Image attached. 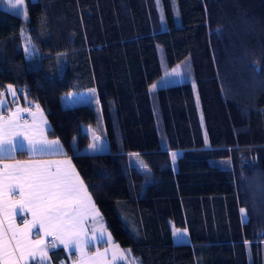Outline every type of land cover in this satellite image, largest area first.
I'll list each match as a JSON object with an SVG mask.
<instances>
[{
  "label": "trees",
  "instance_id": "1",
  "mask_svg": "<svg viewBox=\"0 0 264 264\" xmlns=\"http://www.w3.org/2000/svg\"><path fill=\"white\" fill-rule=\"evenodd\" d=\"M27 3L0 5V92L45 111L114 239L138 264H264V0ZM175 63L193 80L150 91ZM90 88L104 152L79 151L95 105L63 100Z\"/></svg>",
  "mask_w": 264,
  "mask_h": 264
},
{
  "label": "snow or ice",
  "instance_id": "2",
  "mask_svg": "<svg viewBox=\"0 0 264 264\" xmlns=\"http://www.w3.org/2000/svg\"><path fill=\"white\" fill-rule=\"evenodd\" d=\"M3 2L5 0H0V3ZM156 3L163 12L162 0H156ZM7 4L16 14L27 18L24 0H7ZM178 68L173 69L172 73L179 75ZM156 87V84L151 85L150 91ZM91 91L95 92L94 89ZM5 93L14 98L17 95L11 85ZM5 93H0V96ZM36 107L39 108L38 105ZM3 110L4 101L0 99V113ZM20 120L19 109L7 117L0 114V161L13 158L14 153L26 149L39 155L64 154L59 140L47 139L45 127L37 125L35 121L28 124ZM43 123L46 125V120ZM100 139L93 133V143L89 149L93 152L106 150L98 146ZM132 155L139 158L138 153ZM176 155L171 154L173 161ZM141 165L147 167L143 161ZM240 211L244 216L245 209ZM28 213L31 220L25 216ZM18 216L25 217L22 226L17 224ZM89 216L94 224L99 225L91 237L85 225ZM102 220L70 160L0 163V264H28L29 260L49 264V251L61 245L70 252H79V264H100V258L107 255V250L89 256L86 248L90 239H97V230L100 238L105 236L106 227ZM33 235L37 238L33 239ZM48 237L53 239L48 241ZM107 242L113 244L115 261L119 246L114 244L110 234L107 235Z\"/></svg>",
  "mask_w": 264,
  "mask_h": 264
},
{
  "label": "crops",
  "instance_id": "3",
  "mask_svg": "<svg viewBox=\"0 0 264 264\" xmlns=\"http://www.w3.org/2000/svg\"><path fill=\"white\" fill-rule=\"evenodd\" d=\"M9 85H11L16 90L17 95L14 98L10 94H6L5 93L6 89L3 92H0V93H5L4 95L0 96V99H2L4 101V110L0 114H2L5 117H7L11 112L17 111V109L21 110V120H20V122L21 123L27 122L28 124H32L33 121H35V123L37 125H40L41 127H45L46 128L45 135H46L47 139L48 140H59L60 145L62 146V150H63L64 154L39 155V154H32L26 149L23 152L17 151L16 153L13 154V158H5L4 160L0 161V163L45 162V161L70 160L72 165L75 167L76 172L79 174L80 179L83 181L85 187L87 188L86 183H85L80 171L78 170V168H77L73 158L71 157V155L67 153L66 147L63 144V142L61 141V139L59 137L51 136L49 134V129L51 127V123H50L45 111L41 107L37 108L36 107L37 105H35V104H31L30 105V104L26 103L25 101H22L19 98L18 88L15 87L12 84H9ZM92 90H93V88H92ZM69 93H67L65 95V96H67L69 98L66 99V101H64V103L66 105H68V106L75 105L77 103L82 102L80 100H84V99H80V97L77 98L75 95H72V94H69ZM78 93H81V91L78 92ZM94 94H95V92H92V96H94ZM83 102H89V101L85 100ZM93 104L95 105V108H96V121H95V123H91V124H93L95 126L96 123L100 121V123H102L103 127H104V122L100 118L101 114H100V106H99L98 100L94 101ZM45 120L47 122L46 125L43 123ZM82 124H84V123H82ZM82 124L80 125V129L81 130H83L82 127H81ZM104 131H105V134H106V130H104ZM87 190H88V188H87ZM88 193L90 194L89 190H88ZM91 197H92V195H91ZM92 200L95 203L93 197H92ZM95 206L99 210V212H100V214H101V216L103 218L102 222H103V224L106 227V233H105V236L103 238H100L99 231L98 230L96 231L97 239H95V240H91L90 239L89 242H88V247L86 248V251L88 252V255L89 256H95L97 251L100 252V253H105V251L107 250V255L105 257H103V258H100V264H119V263H121V262H123L125 260V259H123V257L125 255L127 257V260H129L131 263H135L136 259H135L134 255H133V253L131 252V250L129 248L123 247L122 245H120L114 239L112 233L110 232L109 228L106 225V221H105V218H104V215H103L102 211L100 210V208L98 207V205L96 203H95ZM25 216L29 220L32 219L30 213L25 214ZM23 218H25V217H19L18 216V218H17V224L18 225L22 226V219ZM85 225H86V227L88 229V233L87 234H88L89 237L92 236L93 230L99 228L98 224H94L93 223L91 216H89L88 219L85 221ZM34 232H35V230H34ZM108 234L111 235V238H112V241L114 242V244L119 246V250L116 251L117 259L115 261L113 260V251H114L113 244L107 242V235ZM32 238L36 239L37 237L35 235H33ZM50 238H51V240L53 239V237H48L47 239L49 240ZM58 248L63 249V251L68 256V259L62 260L60 262V264H79V259H78L79 258V252H70L69 250L64 249L62 245L57 247V248H54V249H58ZM52 250L53 249H51L49 251V264H55L53 259H52V256H51V251ZM129 251H130V254H129ZM28 264H39V262H38V260L36 262H33L32 260H29Z\"/></svg>",
  "mask_w": 264,
  "mask_h": 264
},
{
  "label": "rangeland",
  "instance_id": "4",
  "mask_svg": "<svg viewBox=\"0 0 264 264\" xmlns=\"http://www.w3.org/2000/svg\"><path fill=\"white\" fill-rule=\"evenodd\" d=\"M31 1H32V4L35 7V9H38L40 0H31ZM0 5L12 10L7 4V0H5V2H3V3H0ZM23 8H25L27 10V18H28L29 10H28L27 0H24ZM21 16L24 19H27L23 15H21ZM26 54H22V55L26 56ZM177 66H179V68H178L179 75H176V74L172 73V70L177 68ZM185 77L186 76L184 74V71H183L180 63H175V64H172V65H168V67H165L163 73L153 80L152 85L156 84L157 87H158L160 85H167V84H171V83L180 82V81H183L185 79L193 80V77H191V78H185ZM193 85H194V88H196V84L193 83ZM91 90H92V88L86 89V90L84 89L83 91H81V93H78V92H75V91H70L69 94L75 95L77 98L80 97V99H84V100H80L82 102L87 100V101H89V103H93L94 101L92 99L93 96H92V91ZM68 98L69 97L64 95V99L63 100L66 101V99H68ZM198 106H199V103H198ZM199 108H201V107H199ZM81 127H82V129L84 131H87L89 133L90 140L88 141L87 144H85L82 148H80L79 151L93 152L91 149H89V145L91 143H93V140H92L93 133L95 135L101 137L100 141L97 142L98 146L102 147V148H106V150H104V151H107L109 149L108 138H107V136L105 134V131H104L105 130V126L103 127V124L100 123V121L97 122L95 126L93 124H91V123H84V124H82ZM104 151H102V152H104ZM96 152H100V151H96ZM173 234H174V239L176 241H182V240L186 241V240H188L187 231L184 228H174ZM263 255H264V243H263ZM123 259H125L124 260L125 262L129 261V260H127L126 255L123 257Z\"/></svg>",
  "mask_w": 264,
  "mask_h": 264
},
{
  "label": "built area",
  "instance_id": "5",
  "mask_svg": "<svg viewBox=\"0 0 264 264\" xmlns=\"http://www.w3.org/2000/svg\"><path fill=\"white\" fill-rule=\"evenodd\" d=\"M48 241H51V238Z\"/></svg>",
  "mask_w": 264,
  "mask_h": 264
}]
</instances>
